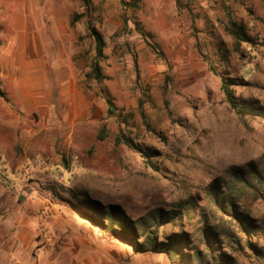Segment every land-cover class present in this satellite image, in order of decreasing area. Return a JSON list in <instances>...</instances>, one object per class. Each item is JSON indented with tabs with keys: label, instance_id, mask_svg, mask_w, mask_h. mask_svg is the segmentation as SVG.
<instances>
[{
	"label": "rangeland",
	"instance_id": "obj_1",
	"mask_svg": "<svg viewBox=\"0 0 264 264\" xmlns=\"http://www.w3.org/2000/svg\"><path fill=\"white\" fill-rule=\"evenodd\" d=\"M5 75L0 264H264V0H0Z\"/></svg>",
	"mask_w": 264,
	"mask_h": 264
},
{
	"label": "trees",
	"instance_id": "obj_2",
	"mask_svg": "<svg viewBox=\"0 0 264 264\" xmlns=\"http://www.w3.org/2000/svg\"><path fill=\"white\" fill-rule=\"evenodd\" d=\"M131 3H127L125 2V0H121V3L125 6H133L136 7L137 6V2L138 0H130ZM230 34L231 36H233V38L235 40H237V44H239L240 41L242 42H246L247 39L245 37V35L241 34V32H239L238 30H235L234 26L232 29H230ZM91 35L94 38V43H95V51H96V58L101 59L103 56V50H104V42L103 39L101 37V35L95 30V29H91ZM87 78L89 79H95V80H103L105 77L104 75H102L99 66L96 62L93 63V66L91 68V71L86 75ZM231 85H234V83H230L229 81L227 82L225 79L221 80V90L224 94L225 100L226 102L229 104V106L232 109L237 110V112L244 114V115H250V116H258V117H262L264 118V108L261 109H256L253 107H250L246 104H242L241 102H239L236 97L234 96V92L231 89ZM0 98L7 100L5 93L1 90L0 88ZM108 112L110 114L114 113V109L112 105H109L108 108ZM115 143L118 144H123L124 146H126L127 148L137 152L138 154H140L141 157H143L145 159V161L147 162V164L151 167H154L151 158L153 157V155L148 152L147 150L142 149L139 145L135 144L130 138L125 137L124 135H117L115 138ZM114 212H112V210H110L106 216L108 217V222L111 224L114 221ZM175 214V213H174ZM119 226L122 227L123 230H125V226L118 224ZM129 243L131 244V246L137 251V252H143V244L146 246H148L149 249H146V251H154V252H165L162 250H171V244L169 243H155V239L153 237L148 236L147 239L145 240V243L140 244L136 241L133 240H129ZM166 254H168L166 252Z\"/></svg>",
	"mask_w": 264,
	"mask_h": 264
},
{
	"label": "crops",
	"instance_id": "obj_3",
	"mask_svg": "<svg viewBox=\"0 0 264 264\" xmlns=\"http://www.w3.org/2000/svg\"><path fill=\"white\" fill-rule=\"evenodd\" d=\"M6 57H7L6 55L3 56L4 60L6 59ZM7 77H9V76H6V75L3 76V78L0 81V84L2 83V81H5V79H7ZM10 80H11V82H14V84L18 87L19 95H21V96H22V94L24 95V93H23V85L25 84V81L23 79H20L18 77H14V76H10ZM19 89H21V90H19ZM2 91L5 93L4 90H2ZM33 98H35V97H33ZM33 102H34L33 104L39 105L40 104V98L36 97V99H33ZM17 239L19 240V238H17ZM18 243H19V241H18ZM161 254H163V253H161ZM73 255H74V257H72V261L71 262H65V264H89L86 261V259L82 258V254H81L80 251H76L75 254H73ZM64 257H65L64 254L57 255V257L54 258L53 264H60L59 263L60 260L65 261ZM151 261H152V258H151ZM168 261H169V263L167 262L165 264H171V261H170L169 258H168ZM172 264H175V263L172 262Z\"/></svg>",
	"mask_w": 264,
	"mask_h": 264
}]
</instances>
